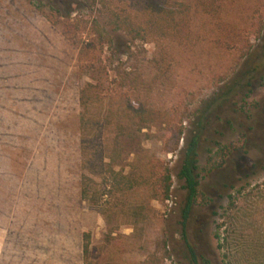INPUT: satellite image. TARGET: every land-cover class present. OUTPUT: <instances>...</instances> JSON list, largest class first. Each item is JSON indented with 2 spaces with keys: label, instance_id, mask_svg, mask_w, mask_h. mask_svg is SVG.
<instances>
[{
  "label": "rangeland",
  "instance_id": "1",
  "mask_svg": "<svg viewBox=\"0 0 264 264\" xmlns=\"http://www.w3.org/2000/svg\"><path fill=\"white\" fill-rule=\"evenodd\" d=\"M70 3L0 0V264H82L83 231L86 264H191L186 245L196 264H224L243 239L264 242V0L223 6L224 43L209 41L216 32L195 13L198 40L169 48L163 76L151 67L150 42L117 36L110 48L84 46L78 56L91 14L68 15ZM224 84L233 89L207 115L199 166H209L206 149L228 150L211 157L219 166L199 171L209 201L181 225L180 149ZM136 105L165 115L137 129ZM110 160L132 187L88 205L80 179L103 183ZM160 166L169 174L164 200L149 189ZM217 225L222 247L212 237Z\"/></svg>",
  "mask_w": 264,
  "mask_h": 264
},
{
  "label": "trees",
  "instance_id": "2",
  "mask_svg": "<svg viewBox=\"0 0 264 264\" xmlns=\"http://www.w3.org/2000/svg\"><path fill=\"white\" fill-rule=\"evenodd\" d=\"M135 0H71L73 8L68 11V15L81 7L88 8L91 15L88 16L87 40L83 46H78L77 55L80 56L85 47L96 46L110 48L115 39L124 37L130 42H150L156 47V55L151 58V67L162 76L165 74L171 59L169 48L172 46H189L193 41L198 40V33L194 29V14L198 13L206 19V23L212 26V33L209 41L211 43H224L229 38V25L221 17L224 5L230 0H142L140 4L133 7ZM87 48V47H86ZM264 85V74L260 78ZM89 84L79 91V104L82 108L87 105V91ZM232 84H224V88L217 91L210 102L195 114L192 129L187 140L181 146V160L177 177L182 180L185 196L180 213V224L183 225L192 206L207 204L209 198L204 193L198 191L199 171L217 167L221 160L215 161L212 156L222 154L228 149L216 146L214 150L206 149L211 156H208L209 166H199L198 158L201 148V139H204V130L207 126V115L213 104H221L232 92ZM242 106L239 104L238 109ZM132 119L135 121L137 129L154 126L165 114L161 111H151L142 106L136 105L131 108ZM81 121H83L81 117ZM215 143V142H214ZM222 157V156H221ZM221 159V158H220ZM112 160L106 165L107 176L103 178V183L95 185L94 182L82 176L80 179L79 196L88 205L99 207L102 197L109 192L123 193L132 187L131 178L121 175L120 170H114ZM142 179V178H141ZM146 182L139 181L140 184ZM169 188V174L165 166H160L155 174L153 183L149 184V189L153 192V199L164 200L167 197ZM229 203L232 197L227 196ZM225 210V209H224ZM223 210V211H224ZM219 225L215 226L213 238L217 247L220 238L218 232ZM88 232L81 234V257L82 264H86L88 255ZM239 256L227 259L224 264H264V242L258 237H248L238 242ZM191 264H196L193 251L186 245ZM201 264H210L207 260Z\"/></svg>",
  "mask_w": 264,
  "mask_h": 264
}]
</instances>
